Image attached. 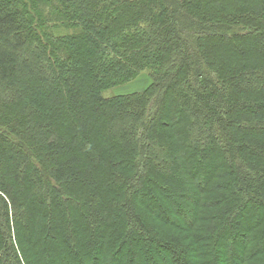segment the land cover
Listing matches in <instances>:
<instances>
[{
	"label": "trees",
	"instance_id": "obj_1",
	"mask_svg": "<svg viewBox=\"0 0 264 264\" xmlns=\"http://www.w3.org/2000/svg\"><path fill=\"white\" fill-rule=\"evenodd\" d=\"M0 264H264V0H0Z\"/></svg>",
	"mask_w": 264,
	"mask_h": 264
},
{
	"label": "rangeland",
	"instance_id": "obj_2",
	"mask_svg": "<svg viewBox=\"0 0 264 264\" xmlns=\"http://www.w3.org/2000/svg\"><path fill=\"white\" fill-rule=\"evenodd\" d=\"M150 82L149 77L146 73H141L134 81H132L131 83L127 84L126 86L123 87H116V88H110L107 89L103 92V94L105 96H109L112 94H115L118 90L121 91H132V90H139V89H143L144 87H146V85Z\"/></svg>",
	"mask_w": 264,
	"mask_h": 264
}]
</instances>
